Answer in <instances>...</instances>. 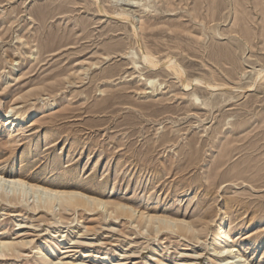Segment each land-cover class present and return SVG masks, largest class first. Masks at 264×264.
Here are the masks:
<instances>
[{"label":"rangeland","instance_id":"obj_1","mask_svg":"<svg viewBox=\"0 0 264 264\" xmlns=\"http://www.w3.org/2000/svg\"><path fill=\"white\" fill-rule=\"evenodd\" d=\"M123 8L131 21L115 15ZM140 49L172 56L183 81L164 64L147 67ZM258 69L264 0H0V112L26 115L10 132L0 119L1 168L184 218L199 236H148L137 212L114 219L58 201L34 209L30 191L15 205L0 201V239L15 244L0 247V264H223L213 251L220 232L264 264ZM53 244L54 256L38 260Z\"/></svg>","mask_w":264,"mask_h":264},{"label":"bare ground","instance_id":"obj_2","mask_svg":"<svg viewBox=\"0 0 264 264\" xmlns=\"http://www.w3.org/2000/svg\"><path fill=\"white\" fill-rule=\"evenodd\" d=\"M202 1H204V0H202ZM238 1H240V0H238ZM213 3H215V4L207 6V10H209V15H211V16H214V13L220 10L219 4H217L216 2H213ZM97 4H98V2H97ZM134 4H135L134 2L127 3V5L130 7L134 6ZM98 8H100V7H98ZM130 9L129 8H127V9L123 8L121 11H119V12L116 11L114 13L120 19L131 21V16L133 14V12H132L133 10H130ZM99 10H100V12L105 11L102 8H100ZM244 12L245 11H243V13H242V17H240L241 19H246V17H245L246 12L245 13ZM209 15H207V16H209ZM191 17L193 19H195V18L197 19V14L195 13ZM240 18L238 16H236V18H234V19H236L235 25H237L239 23ZM135 26H136L135 24H132L133 34L135 37L138 38L139 33H137V29H136L137 27H135ZM144 29H145V25L143 23L140 27V30L143 31ZM217 34L219 35V31ZM140 50H141L140 51L141 52L140 59L142 60V62L145 65H147V67H149L150 69H156L161 64H164L165 69L167 71L168 70L172 71L177 76V78H180L181 81H183V79H184L183 69L181 68L179 63L172 56H168L166 60L161 61L159 58L154 56L152 51H150L149 49H145L144 51L142 49H140ZM257 75H258L257 80L262 79L264 77V70L258 69ZM257 80H255V82ZM193 81L201 83V81L199 79H193ZM191 82H192V80L186 81L184 84L185 87H189V85H191ZM205 87L212 90V89H215L217 87V85L205 83ZM227 87H229V86H227ZM1 113H3V112L2 111L0 112V119L3 116V128L8 129V131L11 130L10 129L11 127L14 128L16 126V120H18L20 118L24 119L26 116L24 113H21L18 109L13 110V108H11V110L9 112H4L3 114H1ZM47 137L49 138V136L46 135L45 138H47ZM77 187H75L71 184L70 185L69 184H61V183H56V182H51V181H45L42 179L41 180L36 179V178H33V177H31L25 173H21V172L4 171L3 168H1V166H0V201H6L8 204L15 205V204H17V202H19V200L23 201L24 199L27 198V196H29V192L31 191L33 194H37V200L35 202L34 209H38L41 207V208H44L46 210H50L52 208V206L54 205L55 201H58L63 208H67L69 210H75L77 208H83V209H88V210L105 209V211L109 212L110 214H114V216H113L114 219L118 218L119 216H122L125 218H131L132 216L135 215V212H137V215L135 217L137 225L140 226L139 229L142 228L143 226H146L148 236L152 237L153 236L152 232L157 234V233H159V231H161L163 229H168V230H174L175 229V232L179 236H184L185 238L186 237L187 238L193 237V238H197V239L199 238L198 234L196 235V233H195V230H196L195 229L196 228L195 223L192 221H187L184 218H176V217L172 216L171 214H166V213L159 214V213L154 212V210L151 212L148 210L145 212L144 211L140 212L141 209L140 210L138 209V211H136V208L134 206L130 205L129 203H127V201L125 202V201H122L120 199H118V200L105 199L104 198L105 195L100 196V197L92 196L91 194H88V193L86 194L83 191L78 190ZM83 190H84V188H83ZM138 213H140V214H138ZM61 217L65 218V216H63V215H61ZM85 230H86V232H88L91 229H89V227L86 226ZM18 237H20V236H18ZM1 238H2V239H0V247L1 248L6 249L8 251L14 250L15 244H13L12 241H8L3 237H1ZM225 239H226V234L223 232H220L219 238L216 241L218 243H221V247L213 249V251L215 252V259L217 261H219L220 263H223V264H253L246 257H244L242 253H240V251L235 247L234 244L224 243ZM46 247H48V248L47 249L38 248V253L36 254L38 257L37 258L38 260H46L47 258L50 259L51 255H53L57 249L56 244H53L50 247L49 246H46ZM59 261H61V259ZM50 262H52V264H63L60 262H56L54 258H51ZM71 264H73V263H71Z\"/></svg>","mask_w":264,"mask_h":264}]
</instances>
